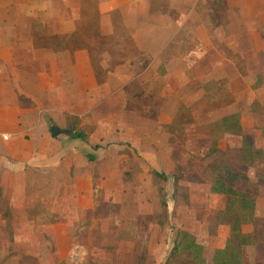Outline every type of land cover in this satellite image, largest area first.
<instances>
[{
  "label": "rangeland",
  "instance_id": "rangeland-1",
  "mask_svg": "<svg viewBox=\"0 0 264 264\" xmlns=\"http://www.w3.org/2000/svg\"><path fill=\"white\" fill-rule=\"evenodd\" d=\"M223 1L0 0V35L29 37L31 48L88 50L101 81L135 64L140 52L150 56L144 71L120 74L126 105L118 93L100 106L107 121L82 125L88 141L74 142L84 163L67 181L59 172L41 194L29 178L25 212L17 210L21 203L10 210L5 198L0 264H165L186 233L211 252L223 248L231 233L222 218L228 199L211 193L208 168L221 157L247 175L239 188L256 199L255 218L243 227L253 243L243 248L242 264H264L263 9V21L251 15L264 0H230L251 4L247 18L211 17ZM202 23L210 31L205 41ZM155 58L161 66L151 65ZM110 94L101 90L102 101ZM231 115L252 140L251 159L241 137L213 128ZM176 264L194 263L182 255Z\"/></svg>",
  "mask_w": 264,
  "mask_h": 264
},
{
  "label": "crops",
  "instance_id": "crops-1",
  "mask_svg": "<svg viewBox=\"0 0 264 264\" xmlns=\"http://www.w3.org/2000/svg\"><path fill=\"white\" fill-rule=\"evenodd\" d=\"M223 2L226 5V15L236 19L249 17L251 4L245 2L244 8L238 4L232 6L230 0ZM262 9L264 14V3L263 7L256 5L251 14L253 18L262 20ZM200 26V39H210L207 23ZM28 43L29 37L22 40L15 35H0V188L3 192L0 207L6 198L12 205L10 210L17 209L21 203V209L17 210L24 212L26 200H23V194L29 178H32L30 186H36V192L41 193L47 181L49 186L57 183L59 172L67 181L71 170L84 163L83 155L80 156L81 152L77 150V141L64 135L53 137L51 128L68 130L70 119L83 121L81 127L86 124L99 125L100 120L107 121L106 117L100 118L103 114L100 106L110 105L111 97L117 98L118 93L122 101L120 105H126L127 83H120V74L132 75L133 68L142 72V64L146 66L143 60L150 59L149 55L140 52L135 64L133 61L128 66L115 67L110 71V76L101 81L100 67H94L88 50L54 51L31 48ZM158 59L160 58L151 62L153 67L161 66L160 61L154 64ZM150 68V65L147 66V70ZM132 80L133 77L130 76L128 82ZM101 90L112 91V94L102 101ZM89 114L94 117L96 115L98 121L92 116L91 119H84ZM39 175L48 180H41ZM60 184L62 185L61 182ZM6 209L7 207L4 210L0 208V220ZM11 215L15 218L18 211L17 214L11 211ZM31 228L32 232L40 231L35 225H31ZM11 230L15 234L14 227Z\"/></svg>",
  "mask_w": 264,
  "mask_h": 264
},
{
  "label": "trees",
  "instance_id": "trees-1",
  "mask_svg": "<svg viewBox=\"0 0 264 264\" xmlns=\"http://www.w3.org/2000/svg\"><path fill=\"white\" fill-rule=\"evenodd\" d=\"M226 12V5L217 3L211 8L209 15L216 18L220 13ZM213 128L223 131L226 134L241 137L244 141V155L251 159L254 154L252 140L244 133L241 121L237 115H231L218 120ZM68 130L73 135V140L82 142L88 141V135L81 127L79 119L69 121ZM96 149L98 147H95ZM211 152H217V141L214 139ZM258 158H262V151H257ZM223 158V157H221ZM217 159L209 164V169L213 174L210 187L212 194L224 196L228 199L227 205L222 212L223 224L230 228V238L223 248H217L213 252L199 245L188 233L178 237L175 247L165 264H176L182 255H186L194 264H242L243 248L253 243L251 237L245 235L243 227L255 218L256 199L254 194L245 189L239 188L241 181H248L246 174L237 172L231 164L224 159ZM93 160V159H90ZM156 177L166 179L161 173H156ZM3 197L0 188V200ZM9 232V229H7ZM10 232L12 233L11 229Z\"/></svg>",
  "mask_w": 264,
  "mask_h": 264
},
{
  "label": "water",
  "instance_id": "water-1",
  "mask_svg": "<svg viewBox=\"0 0 264 264\" xmlns=\"http://www.w3.org/2000/svg\"><path fill=\"white\" fill-rule=\"evenodd\" d=\"M51 134L53 137H58L60 135H64L68 137V139H73V135L70 130L60 131L58 128L52 127Z\"/></svg>",
  "mask_w": 264,
  "mask_h": 264
}]
</instances>
